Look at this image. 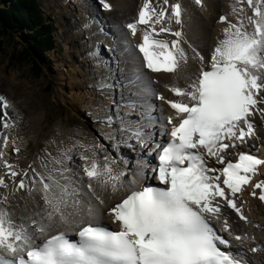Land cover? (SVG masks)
<instances>
[{"label":"snow or ice","instance_id":"obj_1","mask_svg":"<svg viewBox=\"0 0 264 264\" xmlns=\"http://www.w3.org/2000/svg\"><path fill=\"white\" fill-rule=\"evenodd\" d=\"M98 2L113 10L109 0ZM191 4L206 8L205 0ZM228 7L206 57L188 39L184 0H141L124 27L139 36L143 67L172 77L164 87L174 98L157 92L159 81L141 72L129 77L128 98L98 121L112 129L105 139L115 141V156L99 140L85 144L70 136L55 153L46 148L37 158L41 170L32 163L20 168L5 159L10 140L12 151H21L12 132L19 117L12 119V104L0 95V264H249L247 253L264 254L227 212L261 227L245 214L243 193L251 188L249 195L264 203V178L257 179L264 176L257 126V118L264 123V0H229ZM113 87L111 76L95 84L101 95ZM154 100L172 114L158 115ZM124 106L142 109L140 120L122 114ZM121 147L132 150L134 162ZM21 192L27 196L19 197L17 216L12 201ZM103 211L117 230L102 224Z\"/></svg>","mask_w":264,"mask_h":264},{"label":"bare ground","instance_id":"obj_2","mask_svg":"<svg viewBox=\"0 0 264 264\" xmlns=\"http://www.w3.org/2000/svg\"><path fill=\"white\" fill-rule=\"evenodd\" d=\"M61 1L62 0H56L57 4L55 5L57 6L60 4ZM52 2L53 0H44L43 5H54V2ZM109 2L113 5L112 11H104L98 0H63L64 7L73 11V16H69V21L72 19L73 23L76 22L77 29L75 30V35H78L79 38L80 28L85 31V34L82 35L85 43H79L77 46L68 47L65 51V59L70 62H77L83 59L82 61L85 66L69 68L65 71L66 73L60 72L57 76V79L63 80L67 78L69 85H75L76 87L80 86L85 90L84 92H71L70 98L76 101L75 104L77 106L74 108L70 105L73 116L67 115L65 118H59L58 121L45 129V112L42 107L35 105L36 96H34L33 93L29 96H18L14 90L15 87L21 83L17 81V73L10 72L9 78H5V83L8 84V90L0 89V95H3L11 102L12 108L9 110V115L12 119L15 120L19 117L18 126L13 129L12 132L14 136L20 137L16 142V146L21 149L18 154L14 153L10 140L5 159L10 162L18 163L20 168H27L28 165L32 163L33 167H36L38 171L41 170L40 162L37 158L45 155L46 148L48 151L55 153V149L59 146L61 141H64L65 144L70 142V136H75V138L83 140L85 144H95L97 140H99L109 151H112L115 141L105 139V136L109 135L112 129H109L98 121L108 114V109H111L113 113H115L116 106L121 103L122 96L125 100L128 98V89L124 87V85L128 78L137 72L143 73L145 78L159 81V83L153 85L155 90L163 93L168 99L174 98L164 87L166 83L171 82L172 77L168 74H153L143 68L141 63L142 59L135 49V45L140 42L139 36L133 38L124 27V25L135 18L141 0H109ZM184 3L190 9L188 14L189 19H187L188 28L186 30L188 39L197 46L203 55L210 57L211 51L216 43V37L221 34L220 30L225 26L224 24H218L217 21L221 14H226L229 11V0H205L206 8L204 9L192 5L191 0H184ZM99 16H102L103 20H101ZM90 17L92 24L87 20ZM229 18L231 19V17ZM70 30L71 29L60 32L58 35L60 36L63 34L66 39V35ZM59 41L61 42V40ZM125 41H127V43H125ZM185 48L187 49V45H185ZM189 55H191L190 50ZM99 59L111 60L110 63H108L106 60L99 61ZM82 61L77 63H81ZM77 63L74 66L78 65ZM198 66L199 61L192 62L190 63L188 71L194 73L198 69ZM101 76H111L114 85L113 88L106 89L103 95L97 92L95 88L96 81ZM25 81V86H32L31 84L27 85L30 80L25 79ZM183 83L184 81L181 80V84ZM1 84L3 85L4 83H0V85ZM62 84L63 81L57 82V96L61 100L62 94H60V91L62 89ZM113 101H115V103H113ZM153 103L157 106L158 115L162 112L165 117L166 114L170 113L168 105L164 102L154 100ZM78 110H85L89 119L83 121L78 120ZM141 111L142 109L139 107H137L135 111L128 106L120 108L122 114L130 113V116L135 118L133 121L140 120L139 113ZM2 115L3 112L0 111V116ZM90 119L96 121L100 129V132L97 128H95V131L93 130L94 136L89 128L92 126L89 123ZM144 123H148V121H144ZM257 126L261 141H264V123L260 122L259 118H257ZM157 136H159L158 126ZM53 140L56 141L55 145L51 143ZM32 146L36 147L34 151L31 150ZM118 151L121 152L123 156L132 159L133 162L135 161V155L126 154L123 147L119 148ZM112 155L115 156L116 152L112 151ZM76 164H79L78 160ZM214 166L218 167V165ZM71 167L79 171L75 165H71ZM2 173L3 169H0V174ZM260 178H264V176L259 177V179ZM85 183H87L86 180ZM2 191H4V189H0V192ZM250 191L251 189L243 193V199L248 202L244 211L255 224L261 226L260 228L246 226L243 221L239 220L234 212L231 210H227V212L230 218L235 222L234 227L236 229H242L248 232L255 237L257 244L264 246V203L251 197L249 195ZM122 195L121 193L119 196L112 197L108 200L109 205L113 206ZM20 196L26 197L27 194L21 192L19 196L12 201V206L17 216L21 214L24 204V201L20 200ZM37 200L39 201V196H37ZM39 202L42 204V201ZM17 203L21 205V208H16ZM252 207H256L260 214L263 215L261 219L253 220V218L250 217V208ZM100 219L101 221H109L111 218L107 214V211H103ZM233 243L235 242L233 241ZM247 259L251 264H264V254L247 253Z\"/></svg>","mask_w":264,"mask_h":264},{"label":"rangeland","instance_id":"obj_3","mask_svg":"<svg viewBox=\"0 0 264 264\" xmlns=\"http://www.w3.org/2000/svg\"><path fill=\"white\" fill-rule=\"evenodd\" d=\"M53 2L54 5L51 4L49 6H45L43 5L44 0H38V6L40 10L46 16H48V21L53 22L52 24H54L53 26H55V29H53L54 42L52 43L51 48L44 52L45 58H40L39 52H36V56L38 58L37 60L39 62L38 65L41 70L39 74H36L39 68H35L34 65L32 66L30 62L22 58L20 55V50L27 42V40L25 42L24 35H26V31L29 30H25L24 28L19 29V27L16 26L15 28L13 27L14 29H9V35L3 33L0 25V83H4L3 85H0V89L8 90V84L5 83V78H9L10 72L17 73V81L21 83H19L14 90L18 94V96H29L32 93L34 94V96H36L35 105L38 107H42L45 112V121L43 120L45 129L51 126L54 122L58 121L59 118H65L67 115L73 116L72 108L70 105H72L74 108H76L77 106L75 104L76 101L70 98L71 92L85 91L80 86L76 87L75 85H69L67 78H64L63 80L57 79V76L60 72L66 73L65 71L69 68L85 66L84 62L82 61L83 59L77 61H82L81 63L70 62L65 59V51L68 47L77 46L79 43H85V40L82 37V35L85 34V31L80 28L78 38V35H75V30L77 29L76 22L74 21L75 23H73L72 19H70L69 21V16H73V11L64 7L63 0L57 6L55 5L57 4L56 0H53ZM99 18L103 20L102 16H99ZM87 20L91 23V17ZM0 23L2 22L0 21ZM68 29L71 30L66 35V39L63 34H61L62 36L58 35L60 32L67 31ZM59 40H61V42L65 46ZM76 63L78 65L74 66ZM25 79L30 80L27 85L31 84L32 86H25ZM58 81H63V84L61 85L62 89L60 91V94H62V100L57 96ZM78 112V120L83 121L89 119V117L85 113V110H78ZM129 119L134 120L135 118L130 116ZM89 123L92 125L89 128L93 136L95 135V128H97L100 132L99 126H97L96 121L90 119ZM31 148V150L34 151L36 147L32 146ZM123 148L126 151V154L134 155V153L130 151L131 149L127 147ZM262 216L263 215L260 214L256 207L251 208L250 217L253 218V220L261 219Z\"/></svg>","mask_w":264,"mask_h":264},{"label":"trees","instance_id":"obj_4","mask_svg":"<svg viewBox=\"0 0 264 264\" xmlns=\"http://www.w3.org/2000/svg\"><path fill=\"white\" fill-rule=\"evenodd\" d=\"M0 21L2 31L6 34L16 26L29 30L24 35L27 42L20 52L22 58L32 59L35 66L39 63L37 51L40 58H45L44 52L51 48L54 42V26L40 10L38 0H0ZM37 67L39 68V65Z\"/></svg>","mask_w":264,"mask_h":264},{"label":"water","instance_id":"obj_5","mask_svg":"<svg viewBox=\"0 0 264 264\" xmlns=\"http://www.w3.org/2000/svg\"><path fill=\"white\" fill-rule=\"evenodd\" d=\"M8 34L10 35L9 32H8ZM22 49H23V47H22ZM22 49H21V50H22ZM21 50H20V51H21ZM24 59H25V58H24ZM25 60H27L28 62H30V63L32 64V66H33V65L35 66V62H33L32 59L29 60V59L26 58ZM37 66H38V65H37ZM37 66H35V68H38ZM35 68H34V69H35ZM40 71H41V70L39 69L38 72L40 73ZM38 72H36V74H39Z\"/></svg>","mask_w":264,"mask_h":264}]
</instances>
